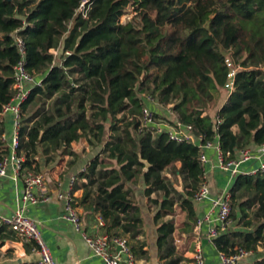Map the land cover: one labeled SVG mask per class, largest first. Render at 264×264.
Here are the masks:
<instances>
[{
    "label": "trees",
    "instance_id": "1",
    "mask_svg": "<svg viewBox=\"0 0 264 264\" xmlns=\"http://www.w3.org/2000/svg\"><path fill=\"white\" fill-rule=\"evenodd\" d=\"M84 1L0 0V112L12 100L20 58L10 33L21 28L27 68L41 80L21 104L18 151L25 154L24 168L44 172V164L76 156L72 144L83 138L92 146L103 144L104 157H95L79 174L87 179L82 202L105 221L109 236L128 234L136 240L129 246L139 258L147 254L138 239L143 218L126 183L141 179L148 197L162 192L151 198L157 206L154 218L161 220L158 252L165 264H178L176 224L164 217L178 205L193 227L194 195L203 174L200 148L167 134L137 132L140 94L174 103L179 118L205 140L217 134L227 159L264 144V0H88L82 8ZM130 5L138 11V24L120 21ZM226 58L241 66L230 93ZM217 90L227 99L212 114ZM4 133L2 118L0 159L9 153ZM167 167L181 176L183 190L163 175ZM229 191L236 224L214 244L227 254L236 247L256 251L264 244V172L238 174ZM17 238L0 222V247ZM25 247L30 251L33 243Z\"/></svg>",
    "mask_w": 264,
    "mask_h": 264
},
{
    "label": "crops",
    "instance_id": "2",
    "mask_svg": "<svg viewBox=\"0 0 264 264\" xmlns=\"http://www.w3.org/2000/svg\"><path fill=\"white\" fill-rule=\"evenodd\" d=\"M37 79L39 80L40 77H37ZM226 99L227 95L225 94V97L218 105H213V108L215 107V112L213 114H216L222 104L226 102ZM3 119L5 121V133L3 138L10 150L9 144L14 130L13 114L7 113L3 116ZM72 146L77 154L76 156L67 154L61 162L50 165L44 164L43 166L47 185L51 193L50 200L38 204H28L25 212L38 221L42 235L48 243L50 251L58 264H105L100 256L92 252L82 235L76 232L73 225L63 217L64 201L58 198L59 191L64 193L69 190L73 191L78 202V208L81 212L85 229L92 234L106 232L105 221L98 213L88 208L87 205L82 202L87 179L79 175L81 171H84L89 166L95 157L98 155L100 158L103 157L104 145L92 146L86 138H83L81 141L73 142ZM250 148L253 154L260 156V158L254 157L240 163L237 167L238 172L236 174L233 173L232 169L225 170L218 166V154L215 148L204 149L208 158V162L206 163V175L211 197L229 191L238 174H255L259 170L261 161L264 160V151H260L261 145H251ZM239 156L240 151L237 153L236 158ZM175 165L179 168L181 162H176ZM168 168L171 167H167L165 170ZM72 177L77 178L74 185L71 184ZM177 177L182 179L180 175H177ZM140 184L142 188H140V191H143V193L141 192V196L138 193L135 183H126V188L131 189L132 199L141 209L143 230L138 239L146 244L144 248L147 250L146 256L139 258L134 256L135 264H165V259L159 256L157 245V228L161 220H155L154 217L157 208L155 209L156 204L151 201V198L156 197L153 194L151 197L146 196L142 180ZM23 189L24 185L22 180H16L12 177L0 178V222H2V216H10L13 214L14 210L18 208ZM194 206L196 215L193 227H190L191 220H189L186 211L184 212L187 216L183 218L179 226L176 225L175 232L178 229L180 236L182 235L178 240L182 243L181 252L175 243V232L173 234L176 254L182 258L178 264L192 263V255L198 239L202 242L205 264H222L219 250L216 248L215 244H212L207 238L209 223L204 221L201 225H198V221L202 219L206 213L211 211L212 200L206 198L203 201L194 202ZM169 215L165 216L164 220H167ZM235 224L236 222L233 221V225ZM124 237L128 239L130 245L137 243V241L131 239L128 234ZM26 243L30 242H24L19 237L17 239H6L3 246L0 247V264H40L39 254L33 250V247L30 251H27L25 247ZM263 249L264 244L262 243L257 246L256 251H250L249 255L239 264L262 263L261 261L264 259ZM182 254L185 255L186 262Z\"/></svg>",
    "mask_w": 264,
    "mask_h": 264
},
{
    "label": "built area",
    "instance_id": "3",
    "mask_svg": "<svg viewBox=\"0 0 264 264\" xmlns=\"http://www.w3.org/2000/svg\"><path fill=\"white\" fill-rule=\"evenodd\" d=\"M87 2L88 0L82 3V8ZM20 30L21 28H17L10 33L19 51L20 58L14 66V94L12 100L4 104L0 112V120L7 113H12L14 117V130L9 144L10 150L7 155L0 159V178L12 177L16 180H22L24 189L18 208L10 216H2L1 221L12 228L22 241L33 243V250L40 256V264H58L42 235L38 221L25 212L28 204L49 201L51 193L47 185L45 172L24 168L25 154H19L18 151L20 147L21 104L29 96L32 87L41 84V80H38L37 76L27 68V44ZM226 64L230 68V72L225 87L230 93L234 90V77L241 66L235 65L230 58H226ZM140 98L142 99L141 109L135 116L137 132H149L152 136L167 134L170 140L179 143H193L199 146L200 164L203 168V174L200 186L194 195V201L200 202L206 198L212 200L211 211L198 221V225H201L204 221L209 223L207 238L214 244V239L222 231L228 230L233 225L231 218L233 204L230 191L211 197L206 175L208 158L204 149L215 148L218 154V166L225 170L232 169L235 174L238 172L237 167L240 163L254 157L260 158V156L254 155L252 149L247 147L240 150L238 158L227 159L220 148L219 136L215 134L214 139L205 140L204 134L197 133L192 124L184 123L179 118L178 113L174 109V103H162L157 97L147 91L141 92ZM218 122H220V119H218ZM260 151H264V144H261ZM258 171L264 172V160L261 161ZM76 180V177H72L71 184L74 185ZM58 198L64 201L63 217L73 225L76 232L82 235L92 252L100 256L105 264H135V257L126 237H111L106 232L92 234L85 229L73 191L69 190L66 193L59 191ZM235 250L232 254H227L223 251L219 252L222 264H239L250 253L244 248L236 247ZM191 264H205V256L200 239L196 242Z\"/></svg>",
    "mask_w": 264,
    "mask_h": 264
},
{
    "label": "rangeland",
    "instance_id": "4",
    "mask_svg": "<svg viewBox=\"0 0 264 264\" xmlns=\"http://www.w3.org/2000/svg\"><path fill=\"white\" fill-rule=\"evenodd\" d=\"M138 11L135 9V6L133 5H130L127 10H126V13L120 18V21L122 23H127L129 21H132L136 24L139 23L140 21V17L137 15ZM51 52H54L56 55H60L61 54V51L60 50H55V49H51L50 50ZM154 69L150 70L148 73H152ZM142 86L139 85V89L141 88ZM140 94V93H139ZM225 97V91L224 90H217V91H214V99L210 105V110L209 112H211L212 114L215 112L214 109L215 107L213 108V105H218L221 100ZM216 102V104H215ZM31 111H29L30 113ZM129 113H127L126 117L128 116ZM27 115V113H26ZM124 115L123 114H119V118L120 117H123ZM25 117V116H24ZM104 157V156H103ZM163 175L166 176L167 178L171 179L173 182H174V186L175 188H177L178 190H183V184H182V179H180L179 177H177L176 174L173 173L172 171V168H168L167 170H164L163 171ZM140 179H138L136 182H135V185H137V189H138V193L139 195L141 196L143 191H140V188H141V184H140ZM144 188V193H145V186H143ZM136 189V190H137ZM142 189V188H141ZM142 192V193H141ZM156 198H160L162 196V192H157V193H154L153 194ZM151 203V202H150ZM157 207L155 206V209ZM187 215L186 213L178 206L176 205L175 206V209H174V213L173 214H170L168 216V219L170 218H173L176 225L179 226L183 220V218H185ZM167 219V220H168ZM179 228V227H178ZM182 236V235H181ZM180 232L178 231V229L176 230L175 232V243H176V246L177 248H179L180 252L182 251V243L180 241H178L180 239ZM264 250V249H263ZM182 257L184 258V261L186 262V258H185V255L182 254ZM262 263L260 264H263L264 263V259H262L261 261ZM188 264V263H186Z\"/></svg>",
    "mask_w": 264,
    "mask_h": 264
},
{
    "label": "water",
    "instance_id": "5",
    "mask_svg": "<svg viewBox=\"0 0 264 264\" xmlns=\"http://www.w3.org/2000/svg\"><path fill=\"white\" fill-rule=\"evenodd\" d=\"M143 162L146 164V169H148L149 168V163H148V161H146V160H143Z\"/></svg>",
    "mask_w": 264,
    "mask_h": 264
}]
</instances>
